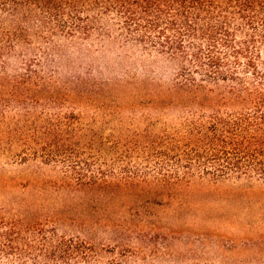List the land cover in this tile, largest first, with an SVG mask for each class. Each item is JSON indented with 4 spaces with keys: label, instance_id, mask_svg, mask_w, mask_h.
<instances>
[{
    "label": "trees",
    "instance_id": "1",
    "mask_svg": "<svg viewBox=\"0 0 264 264\" xmlns=\"http://www.w3.org/2000/svg\"><path fill=\"white\" fill-rule=\"evenodd\" d=\"M115 45L175 66L171 89L155 94H183L180 101L199 107L188 114L184 133L144 150L141 158L155 171L151 196H163V190L195 177L264 180V73L259 67L264 0H0V94H54L44 69L54 68L55 74L57 64L71 61L75 48L90 54ZM12 60L21 63L22 72L8 73ZM47 125L38 136L19 124L9 129L32 158L62 167V173L42 179L40 188L85 201L94 192L106 202L130 198L132 192L133 198L146 197L137 190L145 173L140 180L126 169L121 177L92 169L84 152ZM130 154L124 150L115 157L129 159ZM32 208L29 203L25 214L0 218V264L3 259L10 264L89 262L93 246L57 232V225L70 218L40 216ZM123 227L106 225L120 235Z\"/></svg>",
    "mask_w": 264,
    "mask_h": 264
},
{
    "label": "rangeland",
    "instance_id": "2",
    "mask_svg": "<svg viewBox=\"0 0 264 264\" xmlns=\"http://www.w3.org/2000/svg\"><path fill=\"white\" fill-rule=\"evenodd\" d=\"M70 60L55 74L44 69L54 94H0V218L25 214L29 203L40 216L70 218L57 232L94 247L85 264H264V180L195 177L150 195L157 185L144 150L180 136L188 114L199 110L180 101L183 94H155L171 89L175 66L128 45L90 54L75 48ZM10 63L8 73L22 72L19 61ZM259 67L264 73V48ZM47 123L85 153L92 169L118 177L126 169L140 180L145 173L137 190L146 197L130 191V198L106 202L94 192L85 201L40 188L62 167L32 158L9 129L19 124L38 136ZM124 150L129 159L115 157ZM112 223L124 224L125 233L109 232Z\"/></svg>",
    "mask_w": 264,
    "mask_h": 264
}]
</instances>
